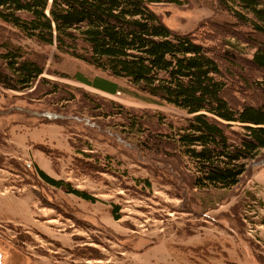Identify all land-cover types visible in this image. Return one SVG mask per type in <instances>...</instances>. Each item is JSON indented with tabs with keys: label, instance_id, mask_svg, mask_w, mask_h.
<instances>
[{
	"label": "rangeland",
	"instance_id": "374dc122",
	"mask_svg": "<svg viewBox=\"0 0 264 264\" xmlns=\"http://www.w3.org/2000/svg\"><path fill=\"white\" fill-rule=\"evenodd\" d=\"M151 7L178 32L226 24L207 44L251 57V29L214 0ZM4 40L42 59L60 90L46 94L44 83L0 96L2 264H264V148L232 187H196L194 164L168 137L183 110L145 101L126 79L0 21ZM226 93L235 104L261 98L237 77ZM38 167L96 200L48 183Z\"/></svg>",
	"mask_w": 264,
	"mask_h": 264
},
{
	"label": "trees",
	"instance_id": "16d2710c",
	"mask_svg": "<svg viewBox=\"0 0 264 264\" xmlns=\"http://www.w3.org/2000/svg\"><path fill=\"white\" fill-rule=\"evenodd\" d=\"M214 1L251 29L246 36L253 47L251 57L240 59L233 49L222 48V41L207 44L225 35L226 24L207 22L200 27L208 31L178 32L151 7L186 0H0V21L126 79L135 96L145 101L183 110L188 116L171 128L168 137L194 164L193 185L230 188L264 148V41L254 38L264 37V0ZM244 67L255 75L241 74ZM45 71L46 63L24 46L0 41V96L5 90L27 92L44 83L53 86L46 94L59 91V83L43 77ZM233 77L257 92L260 101L235 104L228 99L226 89ZM36 170L48 183L96 200L87 191Z\"/></svg>",
	"mask_w": 264,
	"mask_h": 264
},
{
	"label": "water",
	"instance_id": "95a60500",
	"mask_svg": "<svg viewBox=\"0 0 264 264\" xmlns=\"http://www.w3.org/2000/svg\"><path fill=\"white\" fill-rule=\"evenodd\" d=\"M0 264H2V253L0 252Z\"/></svg>",
	"mask_w": 264,
	"mask_h": 264
},
{
	"label": "flooded vegetation",
	"instance_id": "af4514ba",
	"mask_svg": "<svg viewBox=\"0 0 264 264\" xmlns=\"http://www.w3.org/2000/svg\"><path fill=\"white\" fill-rule=\"evenodd\" d=\"M2 258H3V254H2Z\"/></svg>",
	"mask_w": 264,
	"mask_h": 264
}]
</instances>
